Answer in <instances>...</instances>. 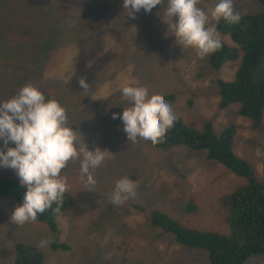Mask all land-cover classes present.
I'll use <instances>...</instances> for the list:
<instances>
[{"label":"rangeland","instance_id":"1","mask_svg":"<svg viewBox=\"0 0 264 264\" xmlns=\"http://www.w3.org/2000/svg\"><path fill=\"white\" fill-rule=\"evenodd\" d=\"M217 2L199 0L197 6L221 41L235 45L217 32L211 18ZM166 8L164 0L151 13L141 10L133 18L123 0H0V102L34 85L66 109L79 147L109 151L93 170L92 190L81 178L83 154L62 170L76 204L59 214L56 232L42 222L16 224L11 216L19 203L0 198V264L15 263L17 242L39 247L42 264H209L208 251L180 245L171 233L161 235L149 220L150 210L166 212L190 228L228 235L223 199L247 179L182 145L164 150L129 141L122 121L113 119L129 106L121 94L126 85L160 96L187 123L202 127L211 120L217 134L236 124L234 150L254 164L264 184V114L260 128L253 129L252 120L238 113L240 104L219 106L217 79L233 80L241 60L215 70L209 55L201 59L195 49H182L168 32ZM233 8L240 16L264 11L255 0H233ZM81 78L87 90L80 87ZM4 177L19 181L10 168H0ZM123 177L136 183V197L114 206L110 194ZM190 200L197 211L186 210ZM44 239L49 243L41 248ZM53 243L68 248L55 249ZM245 264H264V255H253Z\"/></svg>","mask_w":264,"mask_h":264},{"label":"clouds","instance_id":"2","mask_svg":"<svg viewBox=\"0 0 264 264\" xmlns=\"http://www.w3.org/2000/svg\"><path fill=\"white\" fill-rule=\"evenodd\" d=\"M164 0H123L127 14L135 18L143 10L151 13ZM199 0H167L166 17L168 32L183 48L195 49L204 59L222 47L216 31L209 27V17L198 7ZM215 21L223 19L229 24L241 21L234 12L233 0H218L211 13ZM84 90L89 88L86 78L79 80ZM128 107L122 113H113V119H120L127 139L132 143L143 142L155 145L173 126L177 117L171 106L158 95H149L148 89L126 85L121 90ZM0 168L12 169L26 189L22 203L18 204L11 220L18 225L34 222L39 214L62 205L67 191L62 170L70 159H79L81 154V178L86 177L88 189L97 181L93 170L105 159L107 150L97 147H79L73 127L68 125L66 109L55 99L48 98L36 86H23L16 95L0 102ZM9 144L15 145L10 147ZM137 185L127 177L116 181L110 194L114 206L123 205L135 199ZM49 241H40L45 248Z\"/></svg>","mask_w":264,"mask_h":264},{"label":"trees","instance_id":"3","mask_svg":"<svg viewBox=\"0 0 264 264\" xmlns=\"http://www.w3.org/2000/svg\"><path fill=\"white\" fill-rule=\"evenodd\" d=\"M255 1L264 6V0ZM33 23L37 22L31 21ZM51 24L54 26L55 23ZM216 29L219 34L229 35L235 45L221 41L222 47L208 56L210 67L219 70L227 62L241 60L233 80L217 79L219 106L226 108L233 103L240 104L238 113L250 118L252 128L258 129L264 114V11L241 15L238 24H229L221 19L217 21ZM169 97L175 98L172 95ZM176 117L174 126L154 147L167 150L182 145L201 152L207 159L217 161L231 172L246 178L247 184L237 187L223 199L229 212L228 235L187 227L168 213L153 208L149 217L151 224L162 230L161 235L173 234L180 245L208 251L209 264H245L253 255H264V184L259 180L254 164L234 150L237 125L229 124L217 134L211 120L198 127ZM25 191L19 181L9 177L0 178V198L14 197L20 204ZM75 204V196L66 191L62 205L53 204L35 221L47 224L56 232L59 214L70 211ZM136 209L147 211L146 207L141 206H136ZM197 209L195 202L190 200L186 210ZM52 247L68 248L62 243H53ZM15 251L14 264H42L45 258L39 247L29 243H15Z\"/></svg>","mask_w":264,"mask_h":264}]
</instances>
